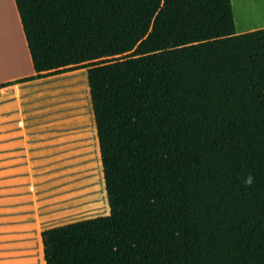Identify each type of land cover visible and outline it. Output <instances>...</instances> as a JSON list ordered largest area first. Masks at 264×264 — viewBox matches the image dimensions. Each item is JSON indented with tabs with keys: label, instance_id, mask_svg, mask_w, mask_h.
<instances>
[{
	"label": "trees",
	"instance_id": "obj_1",
	"mask_svg": "<svg viewBox=\"0 0 264 264\" xmlns=\"http://www.w3.org/2000/svg\"><path fill=\"white\" fill-rule=\"evenodd\" d=\"M15 2V83L133 54L88 70L110 214L44 230L46 264H264V29L231 0Z\"/></svg>",
	"mask_w": 264,
	"mask_h": 264
},
{
	"label": "rangeland",
	"instance_id": "obj_2",
	"mask_svg": "<svg viewBox=\"0 0 264 264\" xmlns=\"http://www.w3.org/2000/svg\"><path fill=\"white\" fill-rule=\"evenodd\" d=\"M132 57L48 73L30 95L0 91V264H46L44 230L110 214L88 70Z\"/></svg>",
	"mask_w": 264,
	"mask_h": 264
},
{
	"label": "crops",
	"instance_id": "obj_3",
	"mask_svg": "<svg viewBox=\"0 0 264 264\" xmlns=\"http://www.w3.org/2000/svg\"><path fill=\"white\" fill-rule=\"evenodd\" d=\"M231 2L234 10L237 34H244L264 29V0H231ZM7 3L18 21L20 35L24 44L26 61H24V63L20 61L17 62V58L20 54V48L10 46L9 35L11 30L8 19H6L7 4L4 0H0V85L12 83V85L0 89V91H16L19 92L21 96L30 95L34 91V84L40 83V80L34 79L15 83L25 79L26 76L32 77L37 74L32 64L28 42L23 30L16 2L15 0H7ZM11 11L9 12L11 13ZM23 68L27 72V75H23Z\"/></svg>",
	"mask_w": 264,
	"mask_h": 264
},
{
	"label": "bare ground",
	"instance_id": "obj_4",
	"mask_svg": "<svg viewBox=\"0 0 264 264\" xmlns=\"http://www.w3.org/2000/svg\"><path fill=\"white\" fill-rule=\"evenodd\" d=\"M6 2V15H7V18L5 16L6 19H8V23L10 25V30H11V33L9 35V42H10V46L11 47H19L20 49V54H19V57L17 58V62H23L26 61V56H25V52H24V47H23V42H22V39H21V36H20V31H19V28H18V24L16 22V19L14 17V14L11 15V13L9 11H11L8 3H7V0H4ZM12 12V11H11ZM8 13V14H7Z\"/></svg>",
	"mask_w": 264,
	"mask_h": 264
}]
</instances>
